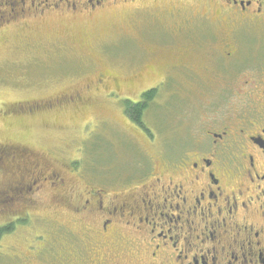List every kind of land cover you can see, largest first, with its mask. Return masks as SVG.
<instances>
[{
    "label": "flooded vegetation",
    "instance_id": "1",
    "mask_svg": "<svg viewBox=\"0 0 264 264\" xmlns=\"http://www.w3.org/2000/svg\"><path fill=\"white\" fill-rule=\"evenodd\" d=\"M155 1L0 0V39L6 42L14 32L15 44L29 51L39 45L32 43V33L45 24L72 26L116 6L138 12L140 5ZM165 1L176 3L167 13L170 25L159 24L166 38L160 40L154 31L143 38L162 47H143L148 60L157 50L165 56L156 68L160 78L135 92V99L125 92L131 84L107 77L96 65L91 71L96 80L83 89L26 108L29 118L85 109L83 95L100 94L107 105L119 108L123 126L156 145L157 153L145 164L134 162L139 172L122 192L90 187L73 203L63 195L51 203L63 209L71 226L51 229L53 246L45 241L40 250L28 245L24 264H33L40 255L45 264H264V0H192L196 5L189 7V0ZM250 34L253 45L259 40L258 51L245 63L247 55L239 48H248L243 39ZM50 36L54 48H67L62 34ZM166 95L185 102L193 96L196 110L221 109L190 126L186 139L168 137L169 125L160 126L152 115L158 97ZM144 106L138 117L137 108ZM3 149L0 169L25 174L33 184L47 181L36 170L49 166L28 149ZM67 178H58L57 187L65 186ZM20 191L12 188L16 195Z\"/></svg>",
    "mask_w": 264,
    "mask_h": 264
},
{
    "label": "rangeland",
    "instance_id": "2",
    "mask_svg": "<svg viewBox=\"0 0 264 264\" xmlns=\"http://www.w3.org/2000/svg\"><path fill=\"white\" fill-rule=\"evenodd\" d=\"M175 4L158 0L140 5L138 12L116 6V10H109L103 16L75 21L72 26L48 23L40 27L39 32L32 33V43L39 45L29 51L15 44L14 32L7 33L6 42L0 39V145L23 146L39 163L49 166L36 170L47 181L34 184L25 174H16V170L0 169V229L11 228L0 238V264H24L28 245L36 250H40L38 246L44 241L45 245L53 246L54 243L48 241L51 229L63 225L70 228L63 209L51 205L60 201L61 195L73 203L90 187L122 192L123 187L135 178L134 173L139 172L133 166L134 162L145 164L146 158H153L157 153L156 145L123 126L126 122L119 108L107 105L100 94L96 97L83 95V102L87 100L88 103L85 109L32 118L25 112L34 105L33 102L83 89L90 81L96 80V74L94 77L91 73L96 65L107 77L131 84L125 92L130 94V99H135V92L160 78V70L156 68L163 64L165 57L157 50V55L148 60L143 47L156 41L143 38L147 31L156 32L160 40L166 38L160 25H170L167 13L174 10ZM193 5L196 1L189 0L185 4L186 7ZM139 31L144 33L138 34ZM54 33L67 38L63 43L67 48L62 51L54 48L55 41L50 36ZM253 38L252 35L242 38L248 47L239 48L243 56L247 55L242 58L245 63L250 62L249 57L258 51L259 40L256 39L253 45ZM167 41L172 40L167 38ZM154 46L162 48L157 43ZM140 65L142 69L133 72ZM149 66L155 70L149 71ZM158 99L160 102L153 108L152 115L160 126L169 125L165 130L168 137L186 139L190 126L194 128L206 114L221 109L196 110L192 106L197 101L193 96L186 102L179 96L166 95ZM102 119L109 121L104 124ZM148 122H151V116ZM71 170L74 174L68 173ZM67 176L65 186L57 187L60 184L58 178L66 179ZM15 187L21 188L19 195L12 192ZM48 218L51 222L47 221ZM44 260L40 255L34 258L33 264H45Z\"/></svg>",
    "mask_w": 264,
    "mask_h": 264
},
{
    "label": "trees",
    "instance_id": "3",
    "mask_svg": "<svg viewBox=\"0 0 264 264\" xmlns=\"http://www.w3.org/2000/svg\"><path fill=\"white\" fill-rule=\"evenodd\" d=\"M144 99H145V101H148L146 95L144 96ZM144 108H145V106L142 107L141 109H140V108H137L135 114L139 117V116L142 114V112L144 111V110H143ZM10 230H11V228H8V227H3L2 229H0V238L3 236V234H6V233L9 232Z\"/></svg>",
    "mask_w": 264,
    "mask_h": 264
}]
</instances>
